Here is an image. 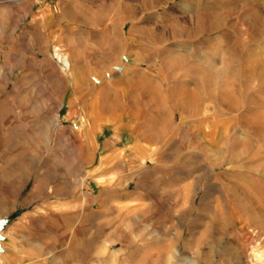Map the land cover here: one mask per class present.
<instances>
[{"label": "rangeland", "instance_id": "obj_1", "mask_svg": "<svg viewBox=\"0 0 264 264\" xmlns=\"http://www.w3.org/2000/svg\"><path fill=\"white\" fill-rule=\"evenodd\" d=\"M64 22L87 26V66L115 61L92 81H130L128 62L166 93L169 105L149 102L133 120L149 142L138 159L109 161L99 121L62 117L79 77L73 33L55 32ZM263 47L264 0H0V264H263L246 241L264 252L259 219L227 188L262 183L252 172L264 168V135L243 120L264 113V90L237 76L240 107L225 112L197 87L198 66L264 60ZM183 94L194 104L179 105Z\"/></svg>", "mask_w": 264, "mask_h": 264}, {"label": "crops", "instance_id": "obj_2", "mask_svg": "<svg viewBox=\"0 0 264 264\" xmlns=\"http://www.w3.org/2000/svg\"><path fill=\"white\" fill-rule=\"evenodd\" d=\"M59 21L61 22V20ZM64 27H69L74 35L69 46L71 50L75 51H72V60L77 71L75 72L79 77L74 83H71L72 87L62 103V106H65L62 117L64 120L75 121L77 110H79L86 119L89 118L94 124L99 121L103 126V135L95 133L91 146L96 147L94 142L96 143L97 135L103 136L102 154L109 161L117 160V163H120L127 158L130 161L138 159L139 155L144 153L139 146L143 143L142 145L147 149L149 142L145 141L146 134L133 131V120L135 117L149 112L145 107V104L149 102H153L155 105H169L165 92L155 81L149 80L148 74L144 73L145 75L141 77L140 72L134 71L133 68L130 71L132 74L130 81L121 82L117 80L118 77L99 82L92 81L91 78L94 75L107 74V70L115 61L109 59L103 66L104 68L97 66L95 61L87 66L85 52L88 45L84 39V34L88 31L87 26L79 22H64L57 26L55 32L64 30ZM92 46H98V44L95 43ZM78 55L79 57H77ZM155 88L157 93L154 92ZM152 90L154 91L151 92ZM155 94L159 97H156ZM126 117L128 118V127L124 133L120 126L127 121Z\"/></svg>", "mask_w": 264, "mask_h": 264}, {"label": "bare ground", "instance_id": "obj_3", "mask_svg": "<svg viewBox=\"0 0 264 264\" xmlns=\"http://www.w3.org/2000/svg\"><path fill=\"white\" fill-rule=\"evenodd\" d=\"M249 51L250 50L248 49V51H246V52H249ZM53 55L56 58H64L65 59V61H66L68 66L63 68V69H64V71L67 72V74H70L71 73V64L72 63H71V59H70L69 53L66 52V51H63V48H61L60 46L55 45ZM182 57H184V56H182ZM229 57H231V56H229ZM187 59H188V57H187ZM228 59H225L223 61V65L220 68L215 66V64L213 66H209L208 68H205L203 66H198L200 68V72L204 74V75H202V77H200V79L198 81V85H197L198 90L200 91V94H201V98L202 99L207 98V99H209V101H214V102L216 101L217 103H221L223 105H226V109H224L225 112H226V110L236 111L240 107L239 102L236 101L237 99L235 97V94L233 95L232 92L231 93L229 92V89H232V88L236 89V87H237L236 86L237 85V81H236L237 76L246 77V78H256L257 80H259L260 84L259 83L258 84H259L260 89L264 90V60L259 59V56H258V58H246L243 61H236V59H235L236 62L235 61L232 62L233 60L231 61L230 59L229 60ZM133 65L134 64H132V63L128 64V62H127V67L132 68ZM190 70L188 69V71H190ZM140 80H139V83H140ZM143 82H144V80H143ZM142 85H144V84H142ZM149 86H148V89H149ZM155 86H156V84H155ZM240 87L241 86H239V88ZM150 89H151V87H150ZM155 90H156V88H155ZM153 91L154 90H152L151 92H153ZM239 91H241V90L239 89ZM240 96H242V95H240ZM192 97H193L192 94H190V95L189 94L176 95V101H177V103L179 105L186 107V106L191 105L193 103L192 101L194 99ZM129 98H131V97L129 96ZM201 98H200V100H202ZM258 98H260V97H258ZM263 99L261 98L260 100H263ZM202 103H203V101L200 102L198 105H200ZM244 104H242V105H244ZM207 106H203L202 109H201V111H202L201 114H203V116L206 115L207 112H208V107ZM255 109H257V108H255ZM255 109H254L255 112L252 113V116L249 115L250 118H247V119L245 118V120H243V119L242 120L246 121L248 123V125L251 127L252 132L255 133V135H257V134L264 135V113L259 112V110H258V112H256L257 110H255ZM212 110H210V111H212ZM241 111H243V110H241ZM212 116H213V114H212ZM247 116H248V114H247ZM213 119L216 120L218 118L214 116ZM240 129H242V128H240ZM150 132H151V130H150ZM252 176H253L254 180L256 179V181H257L258 177L262 176V178H261L262 179V183L260 182L261 185H258V184H260L259 181H258V184H257L258 187L249 188L250 190L248 191L245 187H243L241 185H236V183H235V185L233 187L227 188V192L232 197V199H235V200H240L241 199V200L244 201V205H245L246 209L248 211L250 210V212L254 215L251 218L252 223L255 222L256 218L259 219L260 228H258V230L255 231V234H254L255 237H257V236H259V234H262V233L264 234V206H263V204L259 203L260 201L256 197L257 193H259V192H262L263 195H264V168L255 170L254 172H252ZM258 196H260V195H258ZM228 200H229V198H228ZM228 204H229V202H228ZM234 211H235V209H234ZM251 213H250V215H251ZM258 215H260L261 219L259 218ZM263 238H264V236H263ZM252 239H253V236L247 235L246 241H250L251 242V246H250L251 252L254 254V256H255V258L257 260H259L261 263L264 264V252L260 251L261 250V246H260L261 242L260 241L258 242V241L252 240Z\"/></svg>", "mask_w": 264, "mask_h": 264}, {"label": "water", "instance_id": "obj_4", "mask_svg": "<svg viewBox=\"0 0 264 264\" xmlns=\"http://www.w3.org/2000/svg\"><path fill=\"white\" fill-rule=\"evenodd\" d=\"M9 219L7 217L0 218V231L4 228V226L8 223ZM1 239V236H0ZM1 250V247H0Z\"/></svg>", "mask_w": 264, "mask_h": 264}, {"label": "built area", "instance_id": "obj_5", "mask_svg": "<svg viewBox=\"0 0 264 264\" xmlns=\"http://www.w3.org/2000/svg\"><path fill=\"white\" fill-rule=\"evenodd\" d=\"M57 59H58L59 62L62 63V66H63L64 68L68 66L64 58H57Z\"/></svg>", "mask_w": 264, "mask_h": 264}]
</instances>
